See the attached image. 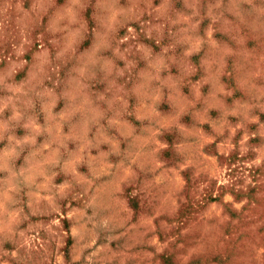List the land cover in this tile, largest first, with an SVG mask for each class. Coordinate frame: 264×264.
Masks as SVG:
<instances>
[{
    "label": "rangeland",
    "instance_id": "1",
    "mask_svg": "<svg viewBox=\"0 0 264 264\" xmlns=\"http://www.w3.org/2000/svg\"><path fill=\"white\" fill-rule=\"evenodd\" d=\"M0 264H264V0H0Z\"/></svg>",
    "mask_w": 264,
    "mask_h": 264
},
{
    "label": "trees",
    "instance_id": "2",
    "mask_svg": "<svg viewBox=\"0 0 264 264\" xmlns=\"http://www.w3.org/2000/svg\"><path fill=\"white\" fill-rule=\"evenodd\" d=\"M209 198H210V197H209ZM212 199H214V198H211L210 200H212ZM187 205H188L187 207H190V208L193 207V203H192V202H189Z\"/></svg>",
    "mask_w": 264,
    "mask_h": 264
}]
</instances>
